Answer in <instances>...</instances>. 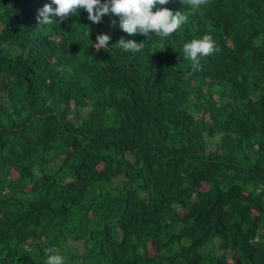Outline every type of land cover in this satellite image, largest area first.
<instances>
[{
  "label": "trees",
  "instance_id": "16d2710c",
  "mask_svg": "<svg viewBox=\"0 0 264 264\" xmlns=\"http://www.w3.org/2000/svg\"><path fill=\"white\" fill-rule=\"evenodd\" d=\"M50 2L0 0V264L52 247L65 264H264V0H209L163 39L83 9L38 29ZM205 34L194 71L183 45Z\"/></svg>",
  "mask_w": 264,
  "mask_h": 264
},
{
  "label": "clouds",
  "instance_id": "9594fccd",
  "mask_svg": "<svg viewBox=\"0 0 264 264\" xmlns=\"http://www.w3.org/2000/svg\"><path fill=\"white\" fill-rule=\"evenodd\" d=\"M169 2L170 0H106V2L102 0H51L50 3L38 9V29L50 26L54 21L60 23L67 20L73 15H78L83 9L87 11L88 19L93 23L99 24L106 14H112L119 18L121 29L129 35L139 33L149 37V34H155L163 39L171 36L183 24H186L188 15L199 12L202 6L209 3V0H181V3L187 7L188 14L184 11L173 12L165 7ZM111 39V36L106 33L98 34L96 37L98 43H95L94 47L97 50L106 49ZM142 45L143 42L137 43L135 40L121 38L112 47L135 53L141 51ZM215 50V41L208 34L203 35L202 38H194L183 45L184 58L191 62L194 71L200 70L201 59L211 55ZM45 254L47 257L45 264H65L58 248H48Z\"/></svg>",
  "mask_w": 264,
  "mask_h": 264
},
{
  "label": "rangeland",
  "instance_id": "374dc122",
  "mask_svg": "<svg viewBox=\"0 0 264 264\" xmlns=\"http://www.w3.org/2000/svg\"><path fill=\"white\" fill-rule=\"evenodd\" d=\"M149 251H150V253H152V252H153V248H152V247H150V248H149Z\"/></svg>",
  "mask_w": 264,
  "mask_h": 264
}]
</instances>
